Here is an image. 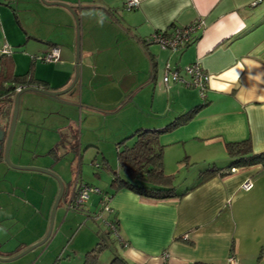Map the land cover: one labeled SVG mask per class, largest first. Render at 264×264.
Listing matches in <instances>:
<instances>
[{
	"label": "crops",
	"instance_id": "obj_1",
	"mask_svg": "<svg viewBox=\"0 0 264 264\" xmlns=\"http://www.w3.org/2000/svg\"><path fill=\"white\" fill-rule=\"evenodd\" d=\"M3 1L0 2L12 7L14 12L15 0L9 4ZM32 1L38 9L62 17L59 23L62 33L46 29L35 36V27L28 25L26 40L16 41L17 45L27 46L32 38L40 40L38 48H31L33 53H43L57 45L61 61L39 70L36 61L30 60L25 71L15 72L12 56V72L24 73L30 69L35 78L44 82L42 87L51 90L64 88L71 82L75 72V22L67 10L48 6L49 2L61 1L74 6L79 20V81L75 84L74 96L61 99L69 103L66 108H61L60 113L55 108L44 118H51L49 123L46 121L49 127L38 126L42 129L35 134L38 145L29 146L33 155L29 154L28 158L17 152L19 133L23 131L19 121L22 125L27 115L25 102L41 100L40 95L44 94L21 95L12 149V161L16 165L33 164L58 174L53 165L47 163L50 158L41 161L38 157L43 153L54 156L63 132L70 137V127H76L75 137L81 139L83 113L86 119L102 117L106 120L109 116L119 117L121 109L129 112L127 130H124V134H128L137 128H164L179 114L198 107L188 121L160 135L162 153L178 154V166L184 164L180 163L181 155L185 164L188 160L200 159L207 164L226 166L229 164L226 143L243 139L250 140L254 152L264 151V0H139L138 6L131 10L122 8L124 0H45L46 4L41 0ZM199 20L202 24L193 34L194 39L184 47L161 48L149 40L157 30ZM15 35L12 33V37ZM195 62L209 74L203 96L196 88L179 82L164 85L162 78L166 68L179 70L187 78L183 70ZM5 109L7 112V106ZM23 137L25 140L26 134ZM31 140L33 143L35 136ZM11 168L0 157L2 257L22 251L45 235L58 192L57 182L49 174H23ZM201 170H195L196 177ZM24 176L31 180L30 189L18 188L19 180L14 178ZM246 181L251 182V186L244 191L242 184ZM195 182L182 188L181 196L162 200L142 197L126 188L116 191L108 205L112 218L114 215L117 221L120 248L102 263L111 264L113 256L119 255L129 264H192L200 260L224 264L233 253L237 264H264V247L254 260L255 255L243 254L241 246V237L247 236L246 228H242L245 223L241 224V218L248 216L245 201H253L248 205L253 210L251 218L253 214L256 217V212L259 218L264 217V200L257 197H264V167H239L226 175H214L197 186ZM39 185L42 188L38 190ZM23 194V206L32 212L26 222L31 223L34 215L38 219L31 235L20 238V233L29 227L13 211V201L23 199ZM57 207L53 228L57 224ZM68 207H72L70 202ZM250 231L253 236L249 233V242L256 238L257 229ZM183 238H188L190 243ZM10 240L12 246L6 250ZM95 245L81 255H67L63 260V248L52 241L46 247L38 246L25 254L31 253L28 264H82L85 253Z\"/></svg>",
	"mask_w": 264,
	"mask_h": 264
},
{
	"label": "rangeland",
	"instance_id": "obj_2",
	"mask_svg": "<svg viewBox=\"0 0 264 264\" xmlns=\"http://www.w3.org/2000/svg\"><path fill=\"white\" fill-rule=\"evenodd\" d=\"M32 0H15L13 3L14 12L12 11V7L6 6L0 2V52L3 51L4 44L9 46L10 51L13 52L12 56L14 59V71L15 72H23L25 71L30 63L32 56L35 54L37 56L41 55L42 52H35L31 50V48H38L40 45L38 42H41L38 39H30L27 46L22 45L21 47L17 45V42H23L26 40V36H28L27 31L25 28L29 26L35 27L33 33L35 36L39 35L46 29L47 30H56L55 33H62L60 30V20L62 17L58 13H50L44 12L43 10L38 9V5ZM42 2V1H41ZM43 3V2H42ZM46 4V3H43ZM12 6V4H11ZM51 8H63L67 10L63 6L60 5H48ZM68 11V10H67ZM69 12V11H68ZM70 13V12H69ZM71 15V13H70ZM72 16V15H71ZM73 18V16H72ZM74 20V19H73ZM27 21V23L25 22ZM26 23V24H25ZM59 25V27H58ZM25 26V27H24ZM27 29V28H26ZM12 33L17 34L12 37ZM35 40L37 44L33 41ZM32 42V43H30ZM43 43V42H42ZM41 43V44H42ZM15 44V45H14ZM34 44V45H32ZM44 44V43H43ZM43 46V45H42ZM22 50H19V49ZM59 62L61 60H58ZM49 61H42L40 59L36 60V67H39V70L46 69L50 64L55 63ZM12 66V64H11ZM79 81V79H78ZM77 85L72 87L67 92L61 94L60 96L53 97L47 95H40L41 100H28L26 103V111L27 115L25 121L18 120L20 122V127L23 128V131L19 133L21 137L19 139L18 149L17 152H21V156L25 158L30 157L29 154L32 156V145H38L39 139L36 137L42 129L38 127L40 124H43L46 127H49L50 124H46L50 122V119H44L47 116L51 115L53 109H57V113L61 112V108H66L68 102L61 100L64 96H74V92L76 91ZM63 88H58L54 90H61ZM197 89V88H196ZM198 90V89H197ZM33 94V93H28ZM63 103V105H61ZM69 104V103H68ZM20 105V100H19ZM7 113V119H10L12 107L9 109ZM49 109H51L49 111ZM5 112V108L3 110ZM120 113L119 117H112L109 116L106 120L102 117H94L92 119H86L85 113L82 114L80 121V132H81V139L76 138V127H70V137L66 135L65 132L62 134V139L59 141V144L56 148V153L54 156L49 154H41L38 159L41 161H46L48 158L49 161L47 163H51L53 167L59 172L58 174L55 173L62 181L64 185V195L62 199L58 203V218L57 224L54 228H52V232L48 240L40 245V248L43 246L46 247V244L52 241L54 244L58 243L60 248L64 251L63 257L61 260L67 257V255L71 257H75L78 255L83 254L88 248H91L98 239H101L102 242L106 245L103 246L98 252V258L96 264H103L102 261L107 258V256L112 255L116 249L119 250V242L117 236L114 232L109 230L107 223L111 220L112 214L108 210V208H104L100 204V196H105L106 192H110V184L113 175V170L117 171L118 164H117V147L119 146L120 149L125 147L123 143L126 142L127 145L132 144V139H126L123 143H118L128 134H124L127 130L125 127L127 124L126 109L119 110L118 114ZM4 114V113H3ZM37 114H39L37 116ZM37 120H35V118ZM87 116V114H86ZM85 118V120H84ZM39 121V122H37ZM31 124V125H30ZM5 126H7V121L5 122ZM135 128V127H134ZM15 129V128H14ZM61 132L63 128H60ZM125 130V132H124ZM29 131V132H28ZM75 131V132H74ZM78 131V130H77ZM129 131V130H128ZM48 131H44L46 134ZM26 139L23 140V135ZM15 135V130H14ZM13 135V138H14ZM35 136V140L32 143L31 138ZM19 137V136H18ZM54 134L52 135V139ZM12 138L10 150H9V159L12 164H15L12 161V149L14 146V141ZM50 140V142L52 141ZM24 141V143H23ZM118 143V144H117ZM13 144V145H12ZM118 147V148H119ZM79 148V153H78ZM165 148V147H164ZM29 152V153H28ZM168 152V151H167ZM177 157L178 154L171 152L164 154L163 153V169L164 172H168L173 176V182L178 192L182 188H185L188 183L195 182L197 174H195L196 169H204L207 167H212V164H207V162H203L202 160H188V163L185 164L183 156H179L182 160L180 162L181 166L177 165ZM97 163H104L103 166L97 167ZM21 165V164H20ZM9 166V165H8ZM26 166H35L33 164H27ZM56 166V167H55ZM11 168V166H9ZM42 167V166H40ZM44 168V167H43ZM12 169V168H11ZM21 170L23 174H35V175H42L43 172L36 171V170H24V169H17ZM50 170L49 168H46ZM42 173V174H41ZM51 176V175H50ZM54 178V177H53ZM19 180L18 188L24 187L26 189L28 186H32L30 184V179L26 176L22 178H14ZM55 179V178H54ZM77 179V180H76ZM33 180H36L35 178ZM56 180V179H55ZM37 181V180H36ZM78 181V183H77ZM57 182V180H56ZM37 183V182H36ZM40 183V182H38ZM79 183H86L91 188L99 189V192L96 191H89L88 197L85 198V202L82 203L79 207H68L69 202H72L71 196L74 188V184L78 185ZM35 184V183H34ZM38 190L42 188L39 185ZM58 186V182H57ZM59 187V186H58ZM17 189V192L20 190ZM249 190V189H248ZM41 191V190H40ZM39 191V192H40ZM247 191V190H244ZM41 193V192H40ZM42 194V193H41ZM18 196L17 194H14ZM259 195V194H258ZM22 197V196H21ZM259 200H264V197L261 195L257 196ZM25 194H23V199L13 201L14 207L13 211L16 212L17 217L20 220H23L28 227L29 230L24 229L20 233V238H25L31 235V230L36 227L35 223L38 219L37 215L33 216V220L27 221L28 215L32 214L31 209L24 204ZM40 198L43 199V196ZM253 201L247 200L245 201L248 216L245 218H241V224L244 222L245 224L242 228H246L247 236L241 237V246L243 254L255 255V259L257 254H259L261 247H264V217L259 218V212H256V217L254 214L251 218L252 209L248 208V205H252ZM38 204V199H37ZM258 204H256L257 208ZM264 209V207H262ZM21 211V212H20ZM61 212V213H60ZM63 217V218H62ZM62 220V221H61ZM255 221V222H254ZM61 222V223H60ZM60 225L57 227V225ZM253 226V227H252ZM256 228V238L248 240L249 233L250 236H253V232L250 231L251 229ZM30 233H29V232ZM12 240L10 243H6V250L10 249ZM52 245V244H51ZM38 247V248H39ZM37 249V248H36ZM33 250V249H32ZM32 252V251H30ZM34 252V251H33ZM31 253H27L19 258L11 261H2L0 264H28L27 258L30 256ZM12 256V255H10ZM45 256V254H44ZM44 258V257H43ZM34 259V258H33ZM32 259V260H33Z\"/></svg>",
	"mask_w": 264,
	"mask_h": 264
},
{
	"label": "trees",
	"instance_id": "obj_3",
	"mask_svg": "<svg viewBox=\"0 0 264 264\" xmlns=\"http://www.w3.org/2000/svg\"><path fill=\"white\" fill-rule=\"evenodd\" d=\"M10 2L11 0L3 1V3L5 4H9ZM174 28L175 26H171L169 29H165L164 33L169 35L171 31L174 30ZM193 39L194 37L192 38V40ZM192 40L185 43L184 46L191 43ZM3 48V51L0 52V113L3 112L6 106H11L13 96L18 87L29 85L39 86L41 84L44 85V82L32 75L30 69L24 73L12 72V51H10L9 46H6L5 44ZM36 56L37 55L32 56V62L37 60ZM197 108L198 107H196L194 110H189L187 112L179 114L176 118H174L173 121L164 126V128H137L118 142L123 143L127 138L132 139L131 145H127L125 142L123 143V145L125 146L123 147V149H120L119 146V148L117 147L116 158L118 169L117 171L113 170L110 192H106L105 196H103L104 194L100 196L101 206L105 207L107 205L109 207L108 204L110 198L116 191L120 190L121 188L129 189L142 197L157 200L167 199L174 196H181L183 194V192L180 193L177 191L173 182V176L166 174L163 170V145L160 143L159 138L163 133L168 132L169 130L175 128L177 125L188 121L192 117L193 113L197 110ZM225 150L229 158V164L226 166L212 165V167L204 168L198 174L194 186L203 183L205 180L214 175L229 174L233 172L235 168L247 167L252 165H261L262 167H264V151L254 152L249 139L228 142L225 145ZM103 165L104 163L96 164L97 167H101ZM83 184L87 185L86 183ZM73 191L74 192L72 195V199H75V197L77 196V190L73 188ZM96 192H99V189H97ZM104 197H107V200ZM71 206L76 207L74 204V200L71 202ZM109 222L114 225L115 232L111 229L109 230L114 232L117 236V221L115 220L114 215ZM183 240L186 243H190L188 238H183ZM103 246L106 245L102 242L101 239H99L96 245L85 253L84 261L82 264H96L98 252ZM111 264L129 263L123 257L114 255L111 260ZM192 264L212 263L200 260L195 261Z\"/></svg>",
	"mask_w": 264,
	"mask_h": 264
},
{
	"label": "built area",
	"instance_id": "obj_4",
	"mask_svg": "<svg viewBox=\"0 0 264 264\" xmlns=\"http://www.w3.org/2000/svg\"><path fill=\"white\" fill-rule=\"evenodd\" d=\"M139 4V0H124L122 4V8L125 10H131L137 7ZM201 21H195L189 23L185 26L175 27L173 31L169 35L164 33V30L156 31L151 36L150 39L152 42L158 44L161 48H170L176 49L181 48L185 45V43L190 42L194 37L193 34L197 31V29L201 26ZM60 48L58 46H52L49 50L42 53L39 56H36V59H40L42 61L54 62L59 60ZM184 74L188 77L184 78L179 70H165L163 74V83L165 86L169 84V82H179L188 87L197 88L200 92V95L203 96V91L205 86L209 80V74L205 73L203 69L200 67L198 63H192L185 67L183 70ZM21 87H18L19 89ZM251 186V182L246 181L242 184V188L245 190L249 189ZM74 189L77 190V196L74 200L75 206H80L85 202V198L88 196L89 191H97L96 188H91L85 184H74ZM107 200V197H104ZM104 208L109 207L106 205ZM109 229L115 232V227L112 223H107ZM224 264H237V259L233 253L229 254Z\"/></svg>",
	"mask_w": 264,
	"mask_h": 264
},
{
	"label": "water",
	"instance_id": "obj_5",
	"mask_svg": "<svg viewBox=\"0 0 264 264\" xmlns=\"http://www.w3.org/2000/svg\"><path fill=\"white\" fill-rule=\"evenodd\" d=\"M41 1L43 3H48L45 0H41ZM48 4L63 6L73 16V19L75 22V28H76L74 76H73L71 82L61 90H51V89L44 88L42 86H37V85L22 86L21 88L16 90V92L13 96L12 104H11L12 111H11L10 119H7V117H6L8 111L7 112L5 111V112H3L4 114L2 113L0 115V156L2 157L3 161L6 164H8L9 166H11L13 168L24 169V170H36V171H40V172L51 175L52 177H54L57 180L59 187H58V192L56 194L54 202L52 204L50 217H49V224H48V228H47L45 235L39 241L35 242L31 246H28L27 248L23 249L22 251H20L16 254H13L12 256H7V257L0 256V261L15 260V259L19 258L20 256H22L23 254H25L26 252L42 245L43 243H45L48 240V238L51 235L52 228H53V219H54V213H55L56 207L64 195V185H63L61 179L52 171H50L46 168H43V167H38V166H26V165L12 164L10 162V159H9V150H10L12 138L14 135V130H15L14 128H15V124L17 121L18 110H19V100H20L21 95L24 93H27V92H37V93L44 94L47 96L57 97V96H60L61 94L65 93V92H67L68 90H70L77 83L78 78H79V64L78 63H79V50H80V41H79L80 40V28H79V20H78V16H77V13L75 11V8H74V6L69 5L65 2H61V1H53V2H49ZM6 121H7V126H5ZM22 139L24 140V137ZM73 192H72V195H73ZM71 199H72V196H71Z\"/></svg>",
	"mask_w": 264,
	"mask_h": 264
},
{
	"label": "flooded vegetation",
	"instance_id": "obj_6",
	"mask_svg": "<svg viewBox=\"0 0 264 264\" xmlns=\"http://www.w3.org/2000/svg\"><path fill=\"white\" fill-rule=\"evenodd\" d=\"M3 112L0 113V115L2 114Z\"/></svg>",
	"mask_w": 264,
	"mask_h": 264
}]
</instances>
